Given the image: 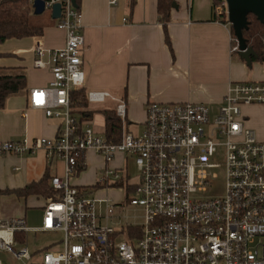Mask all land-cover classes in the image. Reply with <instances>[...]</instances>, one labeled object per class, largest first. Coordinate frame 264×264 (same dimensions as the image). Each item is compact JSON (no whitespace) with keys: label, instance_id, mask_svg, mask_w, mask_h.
I'll list each match as a JSON object with an SVG mask.
<instances>
[{"label":"built area","instance_id":"2783aa9c","mask_svg":"<svg viewBox=\"0 0 264 264\" xmlns=\"http://www.w3.org/2000/svg\"><path fill=\"white\" fill-rule=\"evenodd\" d=\"M29 2L32 6L34 0ZM44 2L50 12L55 3L60 5L55 23L64 31L65 43L48 48L34 42L32 67L48 70L50 78L46 86L27 91V105L61 124L51 138H0V156L41 150L47 165L61 161L63 172L50 177L54 195L45 199L39 226L30 227L23 217L0 219V249L23 264H264V140L258 139L242 113V106L264 105V80L230 82L215 111L200 102L149 101L137 134L127 130L123 98L108 91H86L87 104L114 102L121 136L112 142L85 124L80 111L78 116L72 113L71 95L85 84V40L76 0ZM117 2L109 0L110 5ZM213 10L227 21L225 0ZM232 51H237V43ZM90 150L104 164L96 183L76 186L73 179L86 168ZM219 152L224 189L208 196L218 178L215 171L222 167L214 161ZM117 155H122L121 167L111 164ZM128 157L138 172L133 184L121 172ZM111 176L116 181L109 184ZM112 187H125L133 195L119 202L93 197ZM98 203L105 205L100 209ZM128 204L139 207L141 214L134 218L142 221L114 228L110 223L114 208ZM18 231L25 235L21 242L15 240ZM57 231L62 233L61 247H46L41 260L32 261L27 233ZM17 243L21 247L14 250Z\"/></svg>","mask_w":264,"mask_h":264},{"label":"crops","instance_id":"0c3cea01","mask_svg":"<svg viewBox=\"0 0 264 264\" xmlns=\"http://www.w3.org/2000/svg\"><path fill=\"white\" fill-rule=\"evenodd\" d=\"M174 1L167 24L170 45L165 42L158 18L157 0H135L132 7L131 0H118L115 5H110L109 0L79 2L85 40L83 89L108 91L123 98L130 132L135 127L143 129L145 105L149 101L200 102L215 111L230 82L264 80V62L253 60L247 66L238 52L232 51L229 25L214 16L213 0ZM37 21L43 25L42 35L12 38L13 52L5 47L10 39L0 44L3 54L0 66L22 67L26 74V89L10 96L0 109V138L4 140L24 136L51 138L61 124L59 119L47 118L41 110L27 105V91L46 86L50 78L48 70L32 67L34 42L39 40L48 48H61L65 43V33L56 27L51 12L42 19L39 15ZM7 57L13 61L7 62ZM87 107L88 104L77 108L82 113L81 119L92 116ZM85 108L89 112L83 115ZM261 110L264 112V105L242 106V113L248 117L260 115ZM104 127L105 120L102 132ZM87 157L88 166L73 179L76 186L87 185L80 179L87 169L94 171L96 178L104 164L91 150L86 154V162ZM121 162L122 155H117L111 164L121 167ZM62 172L63 163L56 160L47 165L41 150L24 156L3 155L0 156V190L13 191L44 174L51 177ZM46 198L36 195L22 198L13 192H0V217H23L30 227H37L41 224ZM12 202L18 207L12 209L9 206Z\"/></svg>","mask_w":264,"mask_h":264},{"label":"trees","instance_id":"16d2710c","mask_svg":"<svg viewBox=\"0 0 264 264\" xmlns=\"http://www.w3.org/2000/svg\"><path fill=\"white\" fill-rule=\"evenodd\" d=\"M135 0H131V7ZM221 0H213L214 5ZM80 0H76L77 6ZM175 4L174 0H157V14L162 24L165 42L170 45L167 32V24L170 21V10ZM214 14V12H213ZM39 15H34L29 0H0V44L12 38H24L40 36L43 33V25L37 21ZM216 17V15L214 14ZM221 22L227 23L225 17H220ZM248 27L242 30L243 38L248 47H251L258 55V60L264 62V23H261L253 14L247 16ZM231 36L234 37L232 27L229 25ZM233 45V41H232ZM3 54L0 53V57ZM26 89V74L22 67H1L0 66V109L5 107L7 99ZM72 106H86V92L82 88L77 89L71 95ZM105 120L104 134L107 138L116 142L121 136V120L116 116L113 108H105L102 111ZM85 112H83V115ZM50 176L44 174L39 180L31 181L13 191L5 190L0 192L14 193L18 197L26 198L29 195L53 197L54 191L50 183ZM131 189V187H130ZM132 233V231H131ZM129 238H132L129 233ZM25 235L15 232V240L23 241Z\"/></svg>","mask_w":264,"mask_h":264},{"label":"rangeland","instance_id":"374dc122","mask_svg":"<svg viewBox=\"0 0 264 264\" xmlns=\"http://www.w3.org/2000/svg\"><path fill=\"white\" fill-rule=\"evenodd\" d=\"M50 13L49 9H45V11L40 15L41 19L44 18L46 15ZM235 39V37H234ZM15 40H8L5 43V47L9 52H13V44ZM236 40L233 41V46L236 44ZM26 45L28 46V43L26 42ZM7 62L13 61L12 57L6 58ZM32 61V60H31ZM112 102H103L99 104H88V109L92 112V116L89 117L87 120H85V124H88L91 126V128L97 132L101 133L103 126H104V118L102 114V110L105 108H112L113 107ZM72 113L76 114L78 116L79 109L72 106ZM246 124L250 126L251 128L255 129L258 139L264 140V112L263 110L260 111L257 114V116H250L248 117V120L246 121ZM134 133L137 134L141 132V130L138 127H135L133 129ZM220 152L217 154L214 158L215 162L222 164V158L220 157ZM98 160H95L97 162ZM122 165V162L120 163ZM125 168L124 171L126 172L128 176V184H133L138 181V172L136 165L134 163V160L128 157L127 161L125 162ZM87 166H88V157H87ZM91 169H87L85 173L80 175V179L82 182L87 183V185H91L97 182V178H95L94 171H90ZM218 174V178L213 181V186L210 188V190L207 192L209 194L208 196H214V195H220L223 193L224 189V171H223V164L221 168L216 169L215 171ZM97 177V176H96ZM86 181V182H85ZM116 178L111 176L109 178V184L115 183ZM133 193L127 192L125 187H115L113 189L105 190L101 189L96 194H93V197L98 202H102L104 199H109L115 202L126 200L127 197L132 196ZM100 209H102L104 203H98L97 204ZM9 206L12 209H15L18 207V204L15 202L9 203ZM141 214V210L139 207L132 206V205H126L124 209L120 208H114L113 210V218L111 219V225L116 228L120 229L121 226L125 225L126 223H134V222H141V217L134 218V215ZM125 215L128 216V218H125ZM4 219V217H0ZM9 218V217H8ZM62 239V233L57 232H28L26 236V245L28 246L29 252L32 254V261H35L38 263V261L41 260L42 254L46 247L50 248V250H56L61 247L60 240ZM50 246V247H49ZM21 247V244H15L13 245L14 250H18ZM0 263L1 264H23L22 261L17 260L15 257H13L12 253L7 252L5 250L0 249Z\"/></svg>","mask_w":264,"mask_h":264},{"label":"water","instance_id":"95a60500","mask_svg":"<svg viewBox=\"0 0 264 264\" xmlns=\"http://www.w3.org/2000/svg\"><path fill=\"white\" fill-rule=\"evenodd\" d=\"M227 4V21L232 27L237 41V52L247 66L252 64V59L257 58V53L248 47L242 35V30L247 29V16L253 14L261 23H264V0H225ZM75 3V2H74ZM174 6V5H173ZM33 14L41 15L45 11L44 0H34ZM60 17V5L55 3L51 9L53 20Z\"/></svg>","mask_w":264,"mask_h":264},{"label":"bare ground","instance_id":"6f19581e","mask_svg":"<svg viewBox=\"0 0 264 264\" xmlns=\"http://www.w3.org/2000/svg\"><path fill=\"white\" fill-rule=\"evenodd\" d=\"M234 35V34H233ZM127 122V121H126ZM39 262V261H38Z\"/></svg>","mask_w":264,"mask_h":264}]
</instances>
